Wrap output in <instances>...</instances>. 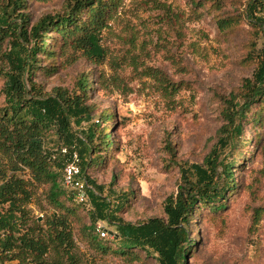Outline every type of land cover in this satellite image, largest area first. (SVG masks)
Masks as SVG:
<instances>
[{"label":"rangeland","instance_id":"obj_1","mask_svg":"<svg viewBox=\"0 0 264 264\" xmlns=\"http://www.w3.org/2000/svg\"><path fill=\"white\" fill-rule=\"evenodd\" d=\"M192 1L119 0L114 19L102 34L105 57L100 64L84 59L70 64L60 55L54 62L55 73L47 76L39 70L35 76L47 92L56 86L71 88L84 70H94L96 75L100 73L101 81L105 80L106 90L96 95L90 92L96 110L89 120H72L71 132L82 136L92 123L99 124L97 116L103 109L114 110L117 148L105 168L90 169L88 176L95 185L103 186V194L111 199L128 192L129 198L118 213L125 221L166 218L164 202L177 193L180 164L203 165L226 124L219 97L241 87L244 79L251 81L253 60L264 54V33L255 32L256 24L251 21L261 13L255 10L252 17L246 16L251 0H222L223 16L240 15L238 25L228 34L218 30L212 12L191 6ZM65 3L32 0L28 9L32 23L43 15L61 12ZM56 38L52 32L48 41L55 44ZM3 81L0 75V103ZM258 111L259 101L241 120L238 146L221 155L222 160L238 158L235 165L239 163L233 169L237 185L227 196V205L218 212L205 206L193 213V223L188 226L190 244L194 239H202V244L188 258V264H264V110L261 119L255 121ZM104 124L100 122L101 127ZM250 138L252 143L248 142ZM57 143L53 135L47 146L56 150ZM257 143L260 146L256 147ZM60 146L66 153V147ZM106 150L110 155L108 146ZM173 161L178 164L173 165ZM221 174L218 165L216 175ZM27 208L30 219L38 222L53 212L41 187ZM101 224L114 231L107 223ZM74 232L80 264L121 262L117 256L96 254L76 228ZM131 264L155 262L147 259Z\"/></svg>","mask_w":264,"mask_h":264},{"label":"trees","instance_id":"obj_2","mask_svg":"<svg viewBox=\"0 0 264 264\" xmlns=\"http://www.w3.org/2000/svg\"><path fill=\"white\" fill-rule=\"evenodd\" d=\"M31 1L0 0V75L4 79L0 103V264H80L75 228L96 254L119 257L121 262L115 264L145 263L147 259L155 264H188V258L202 244V239L190 244L188 226L193 223V213L206 207L213 212L222 210L237 185L233 169L239 164L235 165L238 158L222 160V153L238 146L241 120L257 101L260 111L253 120L261 119L264 54L253 60L251 81L244 79L241 87L219 97L226 124L203 165L180 164L177 193L164 202L166 218L132 223L118 214L129 198L128 192L111 199L103 194V186L95 185L88 176L90 169L105 168L117 148L114 110L103 109L97 116L99 124L92 123L82 136L71 132L72 120H89L96 110L90 92L96 95L106 90L105 80L101 81L100 73L96 75L94 70H84L71 88L56 86L49 92L35 81L39 70L47 76L55 73L54 62L60 55L70 64L78 59L100 64L105 57L102 34L114 19L119 0H66L61 12L43 15L33 23L28 10ZM198 5L214 14L222 34L233 32L239 23L240 15L223 16L222 0L191 3L195 8ZM255 10L261 13L251 20L256 24L255 32L264 33V0L248 2L246 16L252 17ZM52 32L57 36L55 44L48 41ZM250 48H255L254 41ZM101 121L105 122L103 127ZM53 135L57 145L60 142L66 147V153L60 145L56 150L47 146ZM248 142L252 143V138ZM107 146L110 155H106ZM168 149L174 156L172 147ZM73 151L79 158L87 201H78L74 191L62 184V168ZM218 165L220 177L216 175ZM39 187L53 208L42 222L31 220L27 208ZM198 203L204 207H197ZM200 217L204 219V215ZM99 222L114 228L104 227L110 238L96 231ZM197 231L200 238L199 228Z\"/></svg>","mask_w":264,"mask_h":264},{"label":"built area","instance_id":"obj_3","mask_svg":"<svg viewBox=\"0 0 264 264\" xmlns=\"http://www.w3.org/2000/svg\"><path fill=\"white\" fill-rule=\"evenodd\" d=\"M61 180L64 187L74 191L75 197L78 201H87L88 195L86 192V186L81 175L79 158L75 152H72L69 159L64 163ZM96 231L101 236L106 235V230L101 222L97 224Z\"/></svg>","mask_w":264,"mask_h":264}]
</instances>
